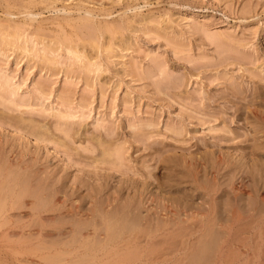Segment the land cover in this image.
Wrapping results in <instances>:
<instances>
[{
  "label": "rangeland",
  "instance_id": "374dc122",
  "mask_svg": "<svg viewBox=\"0 0 264 264\" xmlns=\"http://www.w3.org/2000/svg\"><path fill=\"white\" fill-rule=\"evenodd\" d=\"M0 197V264H107L148 207L143 264H264V0H0Z\"/></svg>",
  "mask_w": 264,
  "mask_h": 264
},
{
  "label": "bare ground",
  "instance_id": "6f19581e",
  "mask_svg": "<svg viewBox=\"0 0 264 264\" xmlns=\"http://www.w3.org/2000/svg\"><path fill=\"white\" fill-rule=\"evenodd\" d=\"M1 170H2V168H1ZM2 175V174H1ZM6 178H7V175H6ZM22 182V181H21ZM2 183V182H1ZM26 187V186H25ZM17 188V187H16ZM13 190V189H12ZM16 191V190H15ZM18 191H19V189H18ZM2 192V191H1ZM4 192V191H3ZM25 192V191H24ZM28 192V191H27ZM9 195V194H8ZM7 195V196H8ZM20 195V194H19ZM3 196V195H2ZM48 197V196H47ZM0 199H1V197H0ZM46 199V198H45ZM53 200V199H52ZM11 199H8V198H4L3 200H1L0 201V215L1 216H7L6 214H7V212H8V210L10 209V208H13V207H10V206H14L15 205V203L17 202H14L15 200H13L12 201V204L13 205H11L10 203H11ZM14 202V203H13ZM39 202V201H38ZM47 202V201H46ZM46 202H44V203H46ZM24 203V202H23ZM19 206V205H18ZM100 206V205H99ZM38 207V206H37ZM36 207V208H37ZM202 209V208H204V207H202L201 205H198V209ZM216 208H217V204L216 203H208L207 204V207H206V210H207V213H208V216H210L211 214H212V212L213 211H215L216 210ZM231 208H233L232 210H231V212H232V217L234 218V219H241L242 218V215L241 214H236L235 213V211H236V207H233V206H231ZM38 209V208H37ZM151 210H152V208L151 207H148L147 208V210H146V213L145 214H143L141 211H139L138 213H136L134 216H133V218H134V221L138 224V226H137V229L136 230H132V231H130L129 233H121V234H118L117 236H112L113 238H111L110 237V239H113V241H112V243L114 244V246H117V244H119V243H121V242H123L124 243V246H123V248H124V250L122 249V250H119L118 248H115L114 246L113 247H111L109 250L107 249V251L108 252H106L107 253V257L108 256H111V257H109L108 259H105V260H107V264H110L109 263V261L111 262V264L112 263H118V262H131V263H133V262H139V263H141V264H143V263H148V261L151 259V258H154V257H156V258H164V256L166 255V253L165 252H162L161 251V249H166L168 246H166L167 244H176L177 242L176 241H178V239L177 240H175V241H169V238H170V235H168L169 236V238L168 237H165L166 236V231L168 230V218H166V213H154V214H152L153 212H151ZM186 210L187 209H185V210H182L184 213H187L188 214V212H186ZM188 210H190V209H188ZM191 211V210H190ZM189 211V215L190 216H192V217H195V216H201V218H205V217H208L206 214H201L200 213V211H198L197 209H193L191 212ZM72 212V211H71ZM199 214H201V215H199ZM67 215V214H66ZM68 215H69V213H68ZM65 216V215H64ZM64 216H62V217H64ZM73 216V215H72ZM93 216V215H92ZM121 216V215H120ZM212 216V215H211ZM8 217V216H7ZM7 217H5V218H7ZM77 217V216H76ZM14 218H16V217H14ZM13 218V219H14ZM108 219H109V217H108ZM132 219V218H131ZM215 219H216V217H215ZM255 219V218H254ZM7 220H9V219H7ZM15 220V219H14ZM21 220V219H20ZM200 220V219H199ZM4 221H6L5 219H4ZM38 221H39V219H38ZM38 221L36 222L37 224H38ZM98 221V220H97ZM110 221V220H109ZM1 222H3V221H1ZM1 222H0V228H2V225H3V223L1 224ZM6 222H8V221H6ZM15 222V221H14ZM92 222V221H91ZM100 222V221H99ZM131 222V221H130ZM74 223V222H73ZM96 223H98V222H96ZM106 223V222H105ZM129 223V222H128ZM6 224V223H5ZM4 224V225H5ZM37 224H35L36 226H37ZM42 224H43V222H42ZM241 224V223H240ZM7 225H9V224H7ZM7 225H5V226H7ZM14 225V224H13ZM31 225H32V222H31ZM117 225V224H116ZM127 225V224H126ZM131 225V224H130ZM133 225V224H132ZM175 225H177L178 226V224L176 223ZM196 225V224H195ZM200 225V224H199ZM23 226V225H22ZM105 226V225H104ZM106 226H107V229H110V225H109V223H107L106 224ZM114 226V225H113ZM189 226V225H188ZM213 226H214V224H213ZM31 227V226H30ZM69 227V226H68ZM71 227V226H70ZM88 227V226H87ZM130 227V226H129ZM181 227V226H180ZM64 228V227H63ZM66 228V227H65ZM101 228V227H100ZM116 228V227H115ZM118 228H120V227H118ZM116 229V230H119V229ZM37 229V228H36ZM67 229V228H66ZM65 229V230H66ZM112 229H114V228H112ZM128 229V228H127ZM126 229V230H127ZM264 229V228H263ZM28 230V229H27ZM64 230V231H65ZM67 230H69V229H67ZM104 230V229H103ZM48 231V230H47ZM52 231V230H51ZM60 231V230H59ZM101 231H102V229H101ZM50 232V231H49ZM104 232V231H103ZM102 232V233H103ZM218 232V231H217ZM52 233V235H53V232H51ZM63 233V232H62ZM61 233V234H62ZM159 233H162L164 236H162V237H160V240H158L159 238H157L156 239V237L158 236V234ZM214 233V232H213ZM10 234V233H9ZM26 234H28L27 235V237H29V236H31V235H33V232H32V230H30V232H26ZM35 234V236H36V232L34 233ZM55 234V233H54ZM56 234H58V233H56ZM64 234V233H63ZM98 234V233H97ZM111 234V233H110ZM116 234V233H115ZM22 235V234H21ZM20 235V236H21ZM43 235V234H42ZM69 235V234H68ZM214 235H215V233H214ZM34 236V235H33ZM50 236V235H49ZM48 236V237H49ZM55 236V235H54ZM21 238V237H20ZM63 238V237H62ZM101 238H103V235L101 236ZM16 239V238H15ZM33 239V238H32ZM49 239V238H48ZM48 239H44L45 241H47ZM204 239V238H203ZM202 239V240H203ZM50 240V239H49ZM63 240V239H62ZM62 240H61V242H62ZM68 240H70V239H68ZM32 241V240H31ZM42 241V240H41ZM82 242H83V246L85 247V249H87L89 246V242L87 241V239H82L81 240ZM207 241V240H206ZM210 241V240H209ZM49 242V241H48ZM176 242V243H175ZM15 243V242H14ZM36 243V242H35ZM40 243V242H39ZM53 243V242H52ZM56 243V242H55ZM59 243V242H58ZM67 243V242H66ZM97 243V242H96ZM178 243H179V241H178ZM61 244V243H60ZM102 243H100V245H101ZM106 244H108V241H107V243H105L104 245H102L103 247H105V245ZM204 244V243H203ZM31 245V244H30ZM56 245L58 246V244L56 243ZM72 245V244H71ZM96 245V244H95ZM123 245V244H122ZM177 245V244H176ZM205 245L206 244H204L203 246L205 247ZM209 245H210V242L208 243V247H209ZM39 246V245H38ZM38 246H37V248H38ZM41 246V245H40ZM39 246V247H40ZM67 246V245H66ZM69 246V245H68ZM78 246V245H77ZM80 246V245H79ZM90 246H91V244H90ZM107 246V245H106ZM119 246V245H118ZM121 246V245H120ZM119 246V247H120ZM152 246V247H151ZM159 246V247H158ZM193 246V245H192ZM48 247V246H47ZM56 247V246H55ZM72 247V246H71ZM100 247V246H99ZM98 247V248H99ZM160 247H162V248H160ZM170 247V246H169ZM172 247V246H171ZM199 247V246H198ZM212 247V246H211ZM33 248V247H32ZM43 248V247H42ZM46 248V247H45ZM44 248V249H45ZM95 248V247H94ZM93 248V249H94ZM177 248V247H176ZM201 248V247H200ZM216 248V247H215ZM21 249V248H20ZM30 249V248H29ZM101 249V248H100ZM197 249V248H196ZM33 250V249H32ZM43 250V249H42ZM171 250H174V249H171ZM35 251V250H34ZM62 251V250H61ZM65 251V250H64ZM66 251H68V250H66ZM95 251V250H94ZM99 250H97V252H98ZM165 251V250H164ZM28 252V251H27ZM30 252V251H29ZM45 252V251H44ZM91 252V251H90ZM172 252V251H171ZM170 252V253H171ZM71 253V252H70ZM95 253V252H94ZM94 253H92L93 255L92 256H88V257H86L88 254H87V251H86V256H85V254H83L82 253V255H80L82 258V260H80V261H78L77 262V264H84V262H85V264H86V260H87V262H89L88 261V259L90 258H92L95 254ZM106 253H104L105 254V256H106ZM46 254V253H45ZM49 254H51V253H49ZM104 254H103V256H104ZM198 254V253H197ZM26 255H27V253H26ZM34 255V254H33ZM44 255V254H43ZM61 255V254H60ZM91 255V254H90ZM99 255V254H98ZM194 255H195V253H194ZM211 255V254H210ZM48 256V255H47ZM57 257V255H54V257ZM73 256V255H72ZM76 256V255H75ZM74 256V257H75ZM101 256V255H100ZM207 256H208V254H207ZM206 256V257H207ZM45 258H46V256H44ZM49 257V256H48ZM61 257H63L62 258V260L64 259V257H67V256H61ZM99 257V256H98ZM102 257V256H101ZM192 257H194V256H192ZM196 257V260H197V257L198 256H195ZM201 257L203 258V256L201 255ZM210 257V256H209ZM22 258V257H21ZM67 258H69V257H67ZM111 258V259H110ZM201 258V259H202ZM17 259V258H16ZM59 259V258H58ZM61 259V258H60ZM76 259V258H75ZM77 259H79V258H77ZM98 259V258H97ZM100 259V258H99ZM113 259V261H111ZM22 260V259H21ZM52 260V259H51ZM56 260V259H55ZM104 260V259H103ZM109 260V261H108ZM179 260V259H178ZM188 260V259H187ZM195 260V261H196ZM53 261H54V259H53ZM60 261V260H59ZM72 261V260H71ZM77 261V260H76ZM75 261V262H76ZM84 261V262H83ZM93 261V260H92ZM92 261H90L89 262V264L92 262ZM47 262V261H46ZM56 262V261H55ZM73 262H74V260H73ZM73 262H71V263H73ZM74 262V263H75ZM102 262V261H101ZM100 262V263H101ZM105 263H106V261H104ZM70 263V262H69ZM68 263V264H69ZM70 263V264H71ZM29 264V263H28ZM45 264H48V263H45ZM50 264V263H49ZM51 264H52V262H51ZM66 264V263H65ZM93 264V263H92ZM102 264V263H101ZM104 264V263H103ZM119 264V263H118ZM161 264V263H160Z\"/></svg>",
  "mask_w": 264,
  "mask_h": 264
}]
</instances>
